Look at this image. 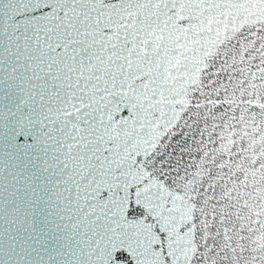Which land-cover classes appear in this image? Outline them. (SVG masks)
Here are the masks:
<instances>
[{"label": "snow or ice", "instance_id": "6c2138e0", "mask_svg": "<svg viewBox=\"0 0 264 264\" xmlns=\"http://www.w3.org/2000/svg\"><path fill=\"white\" fill-rule=\"evenodd\" d=\"M6 2L0 29L17 30L15 21L40 0ZM59 2L84 10L83 30L72 24L80 38L72 40L81 45L73 49L81 53L80 65L71 69L77 72L67 85L71 91L56 93V130L66 137L61 143L79 150L90 167L95 168L92 160L108 165L97 169L105 184L99 190L120 211L121 226L131 225L120 243L135 264H264V19L257 13L242 23L252 0ZM193 95L201 99L188 104ZM217 101L224 108L213 114ZM193 106L205 109L195 133L192 117L184 118ZM219 117L224 120L216 123ZM209 119L211 151L200 147ZM86 152L95 155L88 159ZM201 170L221 211L219 227L209 233V214L201 208L202 243L195 244L183 202L177 209L171 195L161 194L160 181L174 186L191 171L203 182ZM191 190L196 193L195 186ZM116 260L133 264L122 251Z\"/></svg>", "mask_w": 264, "mask_h": 264}, {"label": "water", "instance_id": "95a60500", "mask_svg": "<svg viewBox=\"0 0 264 264\" xmlns=\"http://www.w3.org/2000/svg\"><path fill=\"white\" fill-rule=\"evenodd\" d=\"M0 5L2 11L7 7L6 0H0ZM258 5L260 0H252V6L243 10L242 23H249V17L257 13L264 19V6ZM31 8L34 11L28 16L15 21L19 25L17 30L0 29V264H82L83 261L125 264L116 260L121 251L135 264L128 247L120 243L123 232L130 231L131 225L121 226L120 211L110 202V197L99 190L105 184L97 169H106L108 165L92 160L95 168L90 167L86 159L79 157V150L68 149L61 143L66 137L56 130L59 126L56 93L66 95L71 91L67 85L77 77V72L71 69L80 65L81 53L73 49L81 45L72 43L80 38L72 24L83 30L79 21L83 19L84 6L40 0ZM203 79L208 80L209 76L205 74ZM218 80L223 81L224 75ZM234 85L235 79L228 84L229 89ZM199 99L201 97L193 95L188 104ZM212 100L216 101V96H212ZM223 108L217 101L213 104V114ZM204 112V108L195 106L187 109L184 118L192 117L189 127L193 133L204 124L200 119ZM223 120L224 117H219L215 122ZM213 123L208 120L205 143L200 144L207 151L212 150L206 141L214 131ZM25 133L27 140L21 139ZM75 143L82 142L76 140ZM101 147L107 145L101 144ZM85 155L91 159L95 153ZM211 171H216L214 166ZM201 174L203 182L191 171L187 181L178 177L174 186L160 181L161 194L171 195L177 209L183 202L188 221L186 230L192 233L189 240L194 238L195 244L202 243L201 208L209 214L204 217L212 224L209 233L219 227L221 211L211 198L212 191L205 187L207 173L201 170ZM193 186L196 193L191 190ZM215 193L220 195L219 186ZM213 208L216 209L214 218L211 216Z\"/></svg>", "mask_w": 264, "mask_h": 264}]
</instances>
